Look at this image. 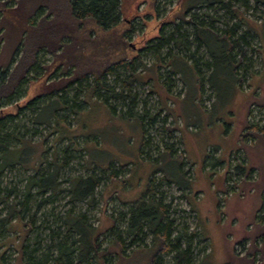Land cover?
Returning <instances> with one entry per match:
<instances>
[{"label": "rangeland", "instance_id": "374dc122", "mask_svg": "<svg viewBox=\"0 0 264 264\" xmlns=\"http://www.w3.org/2000/svg\"><path fill=\"white\" fill-rule=\"evenodd\" d=\"M67 1L0 0L6 4L5 12L0 18V69L8 65V72L12 71L14 62L20 57L21 47L18 51L15 50V26L21 28L28 17L38 23V31H34L36 38L52 33L61 37V42H69L65 30L71 23ZM119 1L120 18L123 20L120 24L105 33L85 25L79 37L86 40L91 33L90 40L102 43L105 40L108 44L125 34L126 42L134 50L131 53L133 56L137 49L146 46L150 39L158 35L162 25L164 35L169 34L177 23L189 34L188 49L170 42L159 47L155 54L148 49L139 51L141 64L138 63L135 70L138 82L133 90L140 96V100L146 102L151 113L157 108L162 110L159 123L149 131L153 143L148 150L153 149L154 144L158 145L163 138L175 144L176 155L182 154L184 150V154L192 158V165H195L192 168L187 163L185 167L192 174V191L185 197L182 195L184 192L179 191L175 185L161 188L165 201L173 198L171 202L176 208V226L185 224L188 232L199 229L200 235L205 238V241H200L197 237L190 242L193 264H264V245L260 235L264 226V209L258 213V219H254L264 195V143L253 138L241 142L239 138L246 122L256 124L257 127L264 126V7H254L251 0L247 1L246 6L240 0H223L237 8L236 15L230 16L226 9L219 8L218 2L210 7L187 9L189 4L198 0ZM38 9L40 11L36 12ZM186 9L188 15L195 14L202 21V27L211 24L215 31L197 28L195 36L205 43L203 46L198 47L193 41L195 30L185 24L187 18L182 21L177 17L178 13ZM46 15L48 17L42 19ZM216 18L218 21H215ZM45 22L55 23V27L43 31L41 28ZM224 22H227V27L234 28L236 35L242 34L246 29L252 33L250 47L244 58V64L249 66L246 72L241 70L244 64L239 68V74L244 77L240 85L233 73L229 45L224 38L217 37L222 35V30L226 27ZM60 24L64 28H60ZM128 25L131 26L130 29ZM86 50L87 48L84 51ZM56 54L50 53L46 48L37 51L36 67L29 69L27 77L12 95L11 103H2L3 97L0 102V109L4 113H13L14 103L22 106L18 116L8 122L7 131L23 139L18 142L14 138L7 140L9 148L14 146L11 150L4 147L2 155L6 162L19 160L21 163L6 166L1 175L0 197H4L8 204L23 198L26 178L34 173V169H39L41 162L43 173L51 170L52 165L49 163L55 161L54 157H57V163L60 164L65 155L63 150L69 141L84 151L77 152L74 148L69 151L70 157L66 164L58 169L57 180L63 191L57 192L50 202L41 205L39 209L36 207L41 195L36 194V187L31 188L29 211L23 212L22 216L26 221L35 213V225L39 228L34 227V231L27 234L24 245L28 250L33 246L35 231L41 229L42 237H45L44 227L55 226L52 224L55 216L59 221L62 220L68 208H73L77 213H85L88 221L97 226V231H103L112 225L109 214L123 211L124 207L120 202L140 199L150 175L165 174L170 179L183 182L178 171L180 157L172 158L167 151L157 156L158 153L153 150L151 156L155 158L140 157V120L112 113L102 101L91 95L84 97L83 105L70 108L72 114L63 110L61 119L53 115L55 109L65 107L57 99L40 98V109L37 105L33 109L24 105L45 92L47 81L59 75L61 77L65 72L58 68L51 75L49 72L53 66L43 69L53 64ZM194 60H198L199 65L193 63ZM200 60H210L211 64L207 68L203 67ZM166 78L170 79L167 80L170 83L166 87L168 91L165 88L167 84L164 83ZM66 93L67 96H73L74 91ZM82 97L83 91L77 95V99ZM36 114L37 120L45 124L33 123ZM165 115L166 124L162 127L160 122ZM165 126L177 128L173 132V139L166 137L168 133ZM50 132L52 133L42 142V137ZM219 146L222 151L217 150ZM232 146L234 149L227 155V148ZM158 148L161 151L163 147ZM234 153L238 154L237 157L243 160L247 168H251L250 174L233 171L236 163ZM222 159L223 164L213 163ZM205 160L209 161L205 162L204 167L224 174L202 173ZM117 166L126 169L120 171L119 178H112L110 181L107 179L97 187L93 206L86 201L68 203V193L64 189L74 176L85 177L94 168L102 171L110 168L114 171L118 169ZM225 180H228L227 184ZM192 200L193 206L200 208L197 217L189 211L186 203L188 201L192 205ZM7 211L6 202L0 200V217ZM10 224V228L3 234L0 229V264H24L16 251L22 239L23 222L12 220ZM41 240L40 238V242ZM145 241L146 245L133 247L135 251L127 248V254L121 259L116 256L107 257L105 264H147L156 247L149 245L150 236L147 235ZM44 244L46 241H43L42 246ZM170 263L171 255L165 256L162 264ZM96 264L104 263L99 259Z\"/></svg>", "mask_w": 264, "mask_h": 264}, {"label": "trees", "instance_id": "16d2710c", "mask_svg": "<svg viewBox=\"0 0 264 264\" xmlns=\"http://www.w3.org/2000/svg\"><path fill=\"white\" fill-rule=\"evenodd\" d=\"M240 1L246 6L249 0ZM251 1L254 7H264V0ZM215 2L219 3V8L226 9V13L228 12L230 16L236 15L237 8L231 7L229 3H225L223 0H198L197 2L189 4L187 9L203 6L210 7ZM67 4L69 16L71 17V23L65 27L67 37H69V42L65 40L67 44L61 42V37L58 38L57 35L52 33H45L40 38H36L37 36H35L36 33L34 34V31H38V23H35L34 19H30L29 17L24 21L21 28L20 26H15V50L18 51L21 47V55L14 62L15 65L12 71L8 72V65L6 68L0 69V102L3 97L2 103H5V105L11 103L12 95L16 93L18 87L27 77L29 69L36 67L37 51L46 48L50 53L57 54L53 64L43 69H50L53 66L49 72V74L52 73L53 75L57 72L58 68L64 69L62 72H65L61 77L59 75L47 81L45 92H42L40 96L24 104L26 107L28 106L30 109H33L38 106L40 109L38 104L40 98H46V100L57 99L65 107L55 109L53 115L61 119V112L63 110H68L72 114L73 111H70V108L83 105L84 97L91 95V97L102 101L112 113H119L127 119L137 118L140 120L142 132L139 150L140 157L155 158V156H151L152 150L158 153L157 156L161 152L167 151L172 158L180 157L181 165L178 171L183 182H178V180L176 181L173 178L170 179L165 174L161 176H156L155 174L150 175L140 199L134 202H120L124 207L123 211L119 210L116 213H110L109 217L112 219V225L103 231H97V226H94L88 221L85 213H77L73 208H68L62 220L60 219L59 221L55 216V219L52 221V224L55 226L46 225L44 227L46 230L45 237H42L41 229L35 231L36 233L32 239L33 246H30L28 250L27 246L24 245L27 234L33 232L34 227L39 228L38 225H35V213H32L26 221H24L22 216L23 212L29 211L28 202L30 201L32 193L31 188L36 187V194L41 195L36 207L38 209L41 205L50 202L57 192L63 191L57 180L58 169L66 164L67 159L70 157L69 151L72 148L77 152L83 151L81 148H76L69 141L64 148L65 150H63L65 155L61 158L60 164L57 163V157H54L55 161L49 163L52 165L51 170L43 173L44 170L40 168L43 163L41 162L39 169L37 171L34 169V173L26 178V185L23 191L24 196L21 200L8 204L4 197H0V200L5 201L8 207L6 214L0 217L2 234L10 228L9 226L12 220L23 222L22 227L24 230L22 239L16 251L19 259L24 264H96L99 259H102L105 264L107 257L116 256L117 259H121L127 254V248L132 249L133 247L146 245L145 239L147 235L150 236L149 245H155L156 247L147 264H162L164 257L167 255H171L170 264H193L191 260L190 242L197 237H199L200 241H205V238L200 235L199 229L198 231L192 230L188 232L187 225L183 224L181 227L176 226V219L174 217L176 208L172 206L171 202L173 198L171 197L169 201H165L164 191L161 190L163 186L175 185L179 191L184 192L182 195L185 197L187 193L192 191V174L185 167L187 163H189L188 166L190 167L193 165L187 160L184 150H182V154L176 155L175 144L173 142H167L163 138L160 139L158 145L154 144L153 149L148 150V148H152L153 143L149 131L156 123H159L158 120L162 110L161 108H157L156 111L151 113L146 102L140 100V96L133 90L134 85L138 82L135 70L138 67V63L141 64L139 51L148 49L155 54L159 50V47L168 45L170 42L176 46L181 45L188 49L187 45L190 43L188 41L189 34L185 30H182L180 23H177L169 34L164 35L163 25L161 24L162 26L158 30V35L150 39L146 46L137 49L135 54L131 56L134 50L126 42L125 34H122L120 39L113 40V42L108 44H106L105 40L103 43L90 40L91 33L86 40L79 37L81 35L80 31L85 25L94 29H100L102 33H105L120 24L123 20L120 18L119 0H68ZM5 5V3L0 2V18L3 12H5ZM187 9L178 13L177 17L182 21L187 18L185 24L190 25L192 30H195L193 41H195L196 46H203L205 43L195 36L197 28L212 29L211 24L202 27V21L195 14L188 15ZM38 11L40 9L36 12ZM47 17L46 15L42 19ZM51 19L54 18L52 17ZM215 21H218V19L216 18ZM224 25L226 27L222 30V35L219 34L217 37L224 38L229 45L228 53L233 63V73L237 84L240 85L244 77L239 74V71L243 70L246 72V68L249 66V64H244V58L250 47V35L252 36V33L246 29L242 34L236 35L233 27H227V22H224ZM61 26L62 24H60V28H64ZM128 26L130 29L131 26ZM51 27H55V23L45 22L41 30L45 31V29H51ZM86 48L87 50L84 51ZM207 52L209 54V48ZM197 61L194 60L193 63L199 65ZM200 63L203 67L207 68L210 66L211 61L200 60ZM243 64L244 66L240 70L239 68ZM198 73L201 74V71L198 70ZM158 76L160 77L159 71ZM167 80L170 79L166 78L164 83L167 86L165 88L170 86ZM201 81L203 86V80L201 79ZM207 89L210 92V89ZM69 90L74 91L73 96H67L66 92ZM82 91L83 97L78 100L77 95ZM166 91H168L167 88ZM12 105L13 113H4L0 109V180L3 169L6 166L19 163V160L6 162L2 158L4 147L7 150H11L14 146L9 148L6 143L7 140L14 138L18 142L20 139H23L7 131V126H9L8 122L12 118L17 117L19 110L22 108V106L19 107L15 103ZM248 113L249 111L247 115ZM37 114L33 118V123L45 124L37 120ZM160 123L162 127L166 124V115L162 117ZM246 123L242 133H240L239 138L241 142H246L249 138H253L255 141L264 143V126L257 127L256 124ZM13 126L17 127V125ZM165 127L166 133H168L166 137L173 139V132L177 131V128L174 126ZM51 133L45 134L41 141L44 142ZM158 146L163 147L161 151H159ZM234 154L236 155V163L233 171L235 173L250 174L251 168H247L243 160L237 157V153ZM117 167L118 169H114V171H111L110 168L103 171L94 168L85 177L80 175L74 176V179L70 180L69 186L64 189L68 193V203H73V201H86L93 206L97 187L107 179L110 181L112 178H119L120 171L126 169L123 166ZM227 181L225 180V184H227ZM261 200L263 202L255 215V220L258 219V213L264 209V195ZM186 203L189 211L195 213L194 216L197 217L193 205L191 203L189 204L188 201ZM52 214L51 212L50 215ZM41 223L44 222L41 221ZM260 235L262 236V244L264 245V226ZM40 238L42 239L41 242ZM43 241H46V244L42 246ZM132 251L135 250L132 249Z\"/></svg>", "mask_w": 264, "mask_h": 264}, {"label": "crops", "instance_id": "0c3cea01", "mask_svg": "<svg viewBox=\"0 0 264 264\" xmlns=\"http://www.w3.org/2000/svg\"><path fill=\"white\" fill-rule=\"evenodd\" d=\"M229 125V124H228ZM227 125V126H228ZM234 148H233V146L232 147H230V148H227V151H226V154L228 155V154H230V152L233 150ZM217 150H221L222 151V148L219 146L218 147V149ZM186 158H187V160H189L192 164H194L193 162H192V158H189L188 156H186ZM207 160H205L204 162H203V164H202V168H203V170H204V172L203 171H201L202 173H206V174H224V172H221V171H218V172H216V171H214V169H210V167H204L205 166V162H206ZM209 161V160H208ZM207 161V162H208ZM214 161V160H213ZM223 161H224V159H222V161H215L214 163L215 164H223ZM194 166L195 165H193L192 166V168H194ZM193 200H195V199H193ZM193 200H192V205H193ZM193 209H194V211L196 212V215L198 214L199 215V206H193ZM197 215V216H198Z\"/></svg>", "mask_w": 264, "mask_h": 264}]
</instances>
